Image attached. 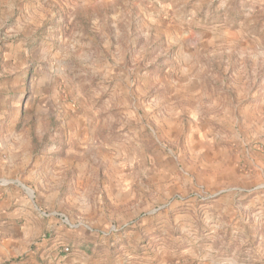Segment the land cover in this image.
Segmentation results:
<instances>
[{"label":"rangeland","instance_id":"1","mask_svg":"<svg viewBox=\"0 0 264 264\" xmlns=\"http://www.w3.org/2000/svg\"><path fill=\"white\" fill-rule=\"evenodd\" d=\"M28 206L88 264H264V0H0V217Z\"/></svg>","mask_w":264,"mask_h":264},{"label":"crops","instance_id":"2","mask_svg":"<svg viewBox=\"0 0 264 264\" xmlns=\"http://www.w3.org/2000/svg\"><path fill=\"white\" fill-rule=\"evenodd\" d=\"M59 176L55 177L57 180ZM16 204H19V198L15 195ZM21 203V202H20ZM23 203V202H22ZM20 205V204H19ZM25 208H16L12 212L6 210L0 217L3 221L0 223V264H88L85 258H74L70 256H60L56 251L55 243H49L48 240L34 241L32 234L40 230V220L45 217L43 213L36 210H26ZM60 226V224H59ZM57 227L55 223L49 220L46 223V228ZM206 247V246H205ZM211 248V246H210ZM51 252V253H48ZM25 254L24 258L18 261L9 259L14 255ZM52 256L50 261H43L42 256ZM127 264H149L148 262H139L136 260L137 256L129 257ZM47 259V257L45 258ZM182 263L186 264H209L211 261L207 258H199L197 255H189L183 257ZM157 264H164L165 261L159 259ZM209 262V263H208ZM179 263V262H178ZM98 264V263H97ZM99 264H106V262H99Z\"/></svg>","mask_w":264,"mask_h":264},{"label":"built area","instance_id":"3","mask_svg":"<svg viewBox=\"0 0 264 264\" xmlns=\"http://www.w3.org/2000/svg\"><path fill=\"white\" fill-rule=\"evenodd\" d=\"M61 252H62V254H67L69 252L68 247H63Z\"/></svg>","mask_w":264,"mask_h":264}]
</instances>
